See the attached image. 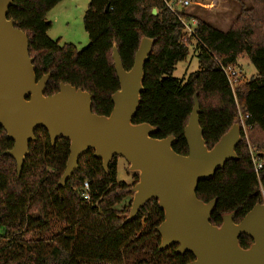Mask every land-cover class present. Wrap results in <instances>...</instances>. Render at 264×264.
<instances>
[{"label": "trees", "instance_id": "trees-1", "mask_svg": "<svg viewBox=\"0 0 264 264\" xmlns=\"http://www.w3.org/2000/svg\"><path fill=\"white\" fill-rule=\"evenodd\" d=\"M61 1L14 0L8 14L28 36L37 79L51 74L45 95L57 93L61 83H68L93 96L94 113L108 116L113 109L111 96L120 88L114 44L129 70L141 40L151 38L154 46L144 67L146 90L133 123L155 126V138L175 137L173 149L186 155L184 129L197 96L209 148L240 123L241 111L250 115L246 119L251 125L250 145L264 150V0H250L228 31L185 11L177 15L165 0H91L83 18L90 42L81 51L47 35L51 28L47 15ZM180 17L197 21L195 37L188 41H183ZM193 40L197 42L198 70L186 81L173 77ZM242 57L251 61L257 74L250 79L240 74L233 85L228 69H235ZM35 136L18 176L15 160L6 154L14 142L0 127V264H188L194 260L190 252L176 253V245L159 249L161 238L155 228L164 220V212L157 200L148 201L133 220L126 221L138 175L134 173L132 183L119 181V157L112 159L106 172L102 160L89 151L66 185L58 188L70 142L60 138L53 146L44 128L37 129ZM249 143L242 133L237 159L198 185L200 200H217L210 219L214 225L220 226L223 215L231 212L239 223L256 204L263 203L264 167L258 176ZM85 181L90 186L88 201L83 198ZM53 220L64 226L58 234L50 227ZM34 230L47 232V238L32 239ZM239 240L243 248L253 243L245 234Z\"/></svg>", "mask_w": 264, "mask_h": 264}, {"label": "water", "instance_id": "water-1", "mask_svg": "<svg viewBox=\"0 0 264 264\" xmlns=\"http://www.w3.org/2000/svg\"><path fill=\"white\" fill-rule=\"evenodd\" d=\"M14 0H0V127L13 148L6 151L21 175L35 131H48L52 145L64 138L70 142L66 168L57 183L64 187L79 169L80 158L93 151L107 172L114 157H123L138 180L131 189L132 202L126 221L139 209L157 200L164 220L155 228L160 250L176 247V253L190 252L188 264H264V203L256 204L239 222L235 212L223 215L220 226L210 222L217 200H200L196 194L201 181L212 178L230 160L237 159L236 147L242 140L240 123H235L212 148L204 139L197 96L184 129L188 154L173 149L176 138H155L150 123H133L145 92L144 67L154 40L143 38L134 64L126 70L114 44L113 60L120 88L111 96L113 109L108 116L92 111L93 96L83 88L61 83L60 90L45 95L51 74L37 79L29 39L17 22L8 17ZM156 14L157 10L154 9ZM245 234L253 239L248 248L240 244Z\"/></svg>", "mask_w": 264, "mask_h": 264}, {"label": "rangeland", "instance_id": "rangeland-1", "mask_svg": "<svg viewBox=\"0 0 264 264\" xmlns=\"http://www.w3.org/2000/svg\"><path fill=\"white\" fill-rule=\"evenodd\" d=\"M91 0H62L47 15L51 22V28L47 35L53 40L60 39V44L66 43L74 44L79 51L86 48L90 42L89 35L84 26V14L88 9ZM180 1V0H176ZM211 4L212 8L204 7V5ZM250 6V0H190V4L183 7L178 4V10L185 11L193 17H200L202 19H211V23L215 28L228 31L241 11L242 7ZM227 19H226V17ZM198 70L197 57V42L192 41L189 47L187 57L180 61L173 72V77L187 80L188 76ZM236 73L241 72V75L250 79L257 74V69L247 57H242L238 60ZM238 71V72H237ZM134 173L129 171V164L123 157H119L117 165V179L126 183H132ZM21 222V219L16 220V225ZM51 229L54 234H58L64 228L62 223L53 220ZM32 239H46L47 232L34 230L30 233Z\"/></svg>", "mask_w": 264, "mask_h": 264}, {"label": "built area", "instance_id": "built-area-1", "mask_svg": "<svg viewBox=\"0 0 264 264\" xmlns=\"http://www.w3.org/2000/svg\"><path fill=\"white\" fill-rule=\"evenodd\" d=\"M168 8L175 14H178V4L186 7L190 4V0H180V1H176V0H165ZM181 21L184 25V36H183V41H188L191 38L195 37V28L197 25V21L196 19H186V18H181ZM236 68L233 70L228 69L229 73L228 75L231 76L230 78V82L233 84L239 77L241 72H238V75L236 73ZM234 76V77H233ZM234 85V84H233ZM250 115L248 114H243L241 111H239V117H240V127H241V133L244 134L246 140L249 143V139H248V130L251 128V125H248L246 123V119L249 117ZM249 150H250V154H251V158H252V162L253 165L255 167V171L257 173V175L259 176V172L260 170L264 167V150L259 152L257 151L255 148H253L250 143H249ZM89 191H90V186H89V182L85 181L84 182V193H83V198L88 201L90 200V196H89ZM261 193L263 196V203H264V189L261 187Z\"/></svg>", "mask_w": 264, "mask_h": 264}, {"label": "crops", "instance_id": "crops-1", "mask_svg": "<svg viewBox=\"0 0 264 264\" xmlns=\"http://www.w3.org/2000/svg\"><path fill=\"white\" fill-rule=\"evenodd\" d=\"M250 4H251V2H250ZM210 5H211V4H207V6H209V7H207V8H210V9H211L212 7H211ZM248 7H249V6H248ZM238 14H239V13H238ZM238 14H237V16H238ZM225 17H226V16H225ZM197 18H200V17H197ZM236 18H237V17H236ZM236 18H235V20H236ZM200 19H202V18H200ZM226 19H227V17H226ZM202 20L206 21V22L209 23V24L213 23V21H212L211 19H208V20H207V19H202ZM235 20H234V21H235ZM234 21H233V22H234ZM211 25H212V24H211Z\"/></svg>", "mask_w": 264, "mask_h": 264}]
</instances>
